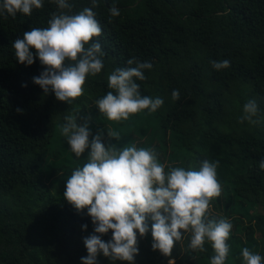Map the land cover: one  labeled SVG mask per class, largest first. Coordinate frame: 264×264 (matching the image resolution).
I'll use <instances>...</instances> for the list:
<instances>
[{"label": "trees", "instance_id": "obj_1", "mask_svg": "<svg viewBox=\"0 0 264 264\" xmlns=\"http://www.w3.org/2000/svg\"><path fill=\"white\" fill-rule=\"evenodd\" d=\"M68 3L78 13L92 0ZM113 5L120 14L110 17ZM57 11L55 0H43L30 16H0V264H82L88 256L84 239L94 225L64 192L89 150L79 158L71 152L61 133L67 115L87 123L92 136L102 132L106 146L154 149L166 172L218 161L221 194L210 201L208 218L233 224L225 264H243L245 247L264 258V0H98L93 11L102 33L89 43L101 44L104 67L86 77L83 95L71 104L45 94L32 79L44 70L38 57L21 64L12 47L31 28H47ZM133 57L152 64L146 79L136 81L141 95L164 103L153 113L109 121L96 101L113 91L110 73ZM225 59L230 67H212ZM249 100L257 102V124L241 122ZM151 224L145 236L137 234L134 264H211V244L192 250L183 230L171 256L153 250ZM111 238V230L101 236ZM97 264L128 262L100 253Z\"/></svg>", "mask_w": 264, "mask_h": 264}, {"label": "clouds", "instance_id": "obj_2", "mask_svg": "<svg viewBox=\"0 0 264 264\" xmlns=\"http://www.w3.org/2000/svg\"><path fill=\"white\" fill-rule=\"evenodd\" d=\"M55 3L58 11L51 14L48 27L31 28L22 39L14 40L12 47L21 64L30 66L38 57L44 70L32 78L33 82L45 94L54 93L57 100L71 104L83 95L86 77L95 76L104 67L101 44L89 43L102 33L93 11L98 0H92L91 7L78 13H72L73 5L68 0ZM42 7L43 0H0V16H30L33 9ZM109 13L110 17L120 14L114 5ZM211 64L217 71L230 67L227 59L213 60ZM127 65L110 73L108 87L113 91L96 101L100 113L109 121H126L143 110L153 113L164 103L159 96H142L136 83L146 79L144 72L152 64L133 57ZM171 95L174 101L180 98L179 90H173ZM258 112L257 102L249 100L243 106L241 122L259 123ZM77 119L65 116L61 133L77 158L89 150L87 162L72 171L64 192L65 200L77 211L87 209L94 225V234L84 239L88 256L81 258L82 264H97L100 253L113 262L134 264L139 251L137 234L143 237L148 233L149 219L153 250L171 256L175 242L187 232L192 250L206 251L207 241L215 253L211 264H225L233 224L228 219L208 218L210 201L221 194L218 161L204 160L198 170L189 165L187 169L169 167L166 172L154 149L106 146L102 132L92 136L88 124L78 125ZM259 168L264 170V160L259 162ZM82 227L86 229L87 225ZM109 230L112 238L105 242L101 236ZM241 254L243 264H262L264 259L247 247Z\"/></svg>", "mask_w": 264, "mask_h": 264}]
</instances>
